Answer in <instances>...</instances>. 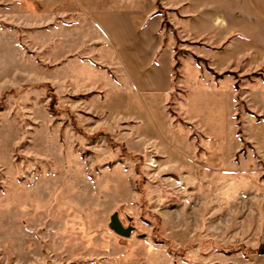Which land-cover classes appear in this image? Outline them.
<instances>
[{"label": "rangeland", "instance_id": "374dc122", "mask_svg": "<svg viewBox=\"0 0 264 264\" xmlns=\"http://www.w3.org/2000/svg\"><path fill=\"white\" fill-rule=\"evenodd\" d=\"M156 4L172 87L146 97L76 0H0V264H264V62L216 68Z\"/></svg>", "mask_w": 264, "mask_h": 264}, {"label": "crops", "instance_id": "0c3cea01", "mask_svg": "<svg viewBox=\"0 0 264 264\" xmlns=\"http://www.w3.org/2000/svg\"><path fill=\"white\" fill-rule=\"evenodd\" d=\"M76 3L108 39L110 46L104 52L109 55V62H103L105 66L123 74L125 80L132 82L135 92L146 97L162 95L171 89L173 45L165 44L164 17L158 12L156 0H76ZM161 3L172 10L170 23L178 32L200 42L193 49L195 54L210 59L216 68L227 70L245 54H250L253 62H264V0H161ZM105 80L114 81L107 76ZM197 83L203 84L199 78ZM257 92L259 112L264 114V84Z\"/></svg>", "mask_w": 264, "mask_h": 264}, {"label": "water", "instance_id": "95a60500", "mask_svg": "<svg viewBox=\"0 0 264 264\" xmlns=\"http://www.w3.org/2000/svg\"><path fill=\"white\" fill-rule=\"evenodd\" d=\"M109 226L119 235L130 237L132 232L134 231V227L132 225L125 226L119 217L118 212H114L110 217Z\"/></svg>", "mask_w": 264, "mask_h": 264}, {"label": "trees", "instance_id": "16d2710c", "mask_svg": "<svg viewBox=\"0 0 264 264\" xmlns=\"http://www.w3.org/2000/svg\"><path fill=\"white\" fill-rule=\"evenodd\" d=\"M158 12L160 13V10H158ZM164 24H166L167 26H169L170 24L165 20Z\"/></svg>", "mask_w": 264, "mask_h": 264}]
</instances>
